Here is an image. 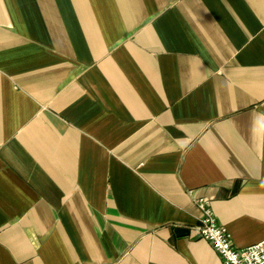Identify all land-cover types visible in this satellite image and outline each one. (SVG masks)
Returning a JSON list of instances; mask_svg holds the SVG:
<instances>
[{
  "label": "crops",
  "instance_id": "1",
  "mask_svg": "<svg viewBox=\"0 0 264 264\" xmlns=\"http://www.w3.org/2000/svg\"><path fill=\"white\" fill-rule=\"evenodd\" d=\"M201 197L264 241V0H0V264H222Z\"/></svg>",
  "mask_w": 264,
  "mask_h": 264
},
{
  "label": "built area",
  "instance_id": "2",
  "mask_svg": "<svg viewBox=\"0 0 264 264\" xmlns=\"http://www.w3.org/2000/svg\"><path fill=\"white\" fill-rule=\"evenodd\" d=\"M200 210L199 224L195 228L200 239L208 241L220 256L222 264H264V241L243 249H237L229 230L218 222L209 198H197Z\"/></svg>",
  "mask_w": 264,
  "mask_h": 264
}]
</instances>
